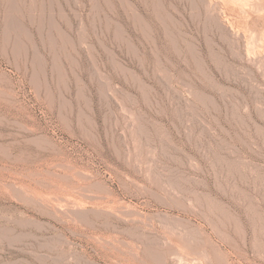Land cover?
<instances>
[{"label": "rangeland", "instance_id": "rangeland-1", "mask_svg": "<svg viewBox=\"0 0 264 264\" xmlns=\"http://www.w3.org/2000/svg\"><path fill=\"white\" fill-rule=\"evenodd\" d=\"M0 264H264V0H0Z\"/></svg>", "mask_w": 264, "mask_h": 264}, {"label": "bare ground", "instance_id": "bare-ground-1", "mask_svg": "<svg viewBox=\"0 0 264 264\" xmlns=\"http://www.w3.org/2000/svg\"><path fill=\"white\" fill-rule=\"evenodd\" d=\"M245 2H246V1H245ZM249 3H250V2H249ZM236 4H237V2H236ZM242 4H243V3H242ZM242 4H241V5H242ZM247 4H248V3H247ZM258 5H260V3H258ZM258 5H257V6H258ZM234 6H235V5H234ZM248 6L251 7V5H248ZM236 7H237V6H236ZM240 8H241V7H240ZM258 11H259V10H258ZM230 13H231V12H230ZM239 15H240V14H239ZM244 16H246V15H244ZM238 17H239V16H238ZM231 19H232V18H231ZM231 21H232V20H231ZM117 209H118V208H117ZM119 209H120V208H119ZM127 211H128V210H127ZM117 212H118V211H117ZM139 215H140V214H139Z\"/></svg>", "mask_w": 264, "mask_h": 264}]
</instances>
